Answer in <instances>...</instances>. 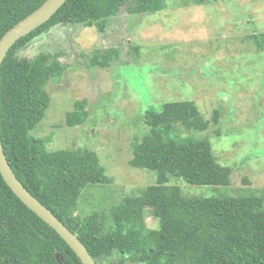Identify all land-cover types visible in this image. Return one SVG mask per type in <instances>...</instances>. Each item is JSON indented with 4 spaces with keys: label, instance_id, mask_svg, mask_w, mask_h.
Returning <instances> with one entry per match:
<instances>
[{
    "label": "trees",
    "instance_id": "1",
    "mask_svg": "<svg viewBox=\"0 0 264 264\" xmlns=\"http://www.w3.org/2000/svg\"><path fill=\"white\" fill-rule=\"evenodd\" d=\"M44 1L0 0V39ZM168 1L66 0L46 23L18 40L0 68V138L5 157L17 180L77 236L96 264H264V189L230 194L232 169L219 164L207 137H197L210 124L194 102L169 100L159 108H146L142 120L148 132L135 139L129 164L154 173V184L140 196H125L108 209L97 207L98 211L84 216L76 213L82 193L109 183L96 154L48 151L45 140L32 133L50 105L46 86L59 80L64 69L58 54L28 59L17 56L21 49L55 26L80 25L102 33L111 18L157 14ZM190 1L202 6L219 0ZM195 17L190 19L198 23L201 16ZM247 41L254 53L246 57L260 63L264 33H252ZM213 61L201 62L204 73L212 69ZM85 106L83 100L75 102L64 117L67 127L85 123ZM217 115L215 111L212 122L219 137ZM180 129L187 136L182 137ZM261 142L257 150L258 144H249L256 157L264 155V139ZM185 186L195 187V193L188 194ZM148 216L155 228L146 226ZM0 264H81L66 243L14 196L1 176Z\"/></svg>",
    "mask_w": 264,
    "mask_h": 264
},
{
    "label": "rangeland",
    "instance_id": "2",
    "mask_svg": "<svg viewBox=\"0 0 264 264\" xmlns=\"http://www.w3.org/2000/svg\"><path fill=\"white\" fill-rule=\"evenodd\" d=\"M194 15L201 16L198 23L190 19ZM252 33H264V0L202 6L171 0L157 14L111 18L102 33L80 25L55 26L17 53L28 59L58 54L64 69L59 80L46 86L50 105L34 137L44 139L48 151L93 152L109 180L82 193L76 213L108 209L154 184V173L130 166L132 145L148 132L142 120L146 108L169 100L194 102L209 121L210 127L196 135L207 137L219 164L232 169L230 194L264 189V155L256 157L249 145L255 142V150L261 149L264 139V59L254 64L246 57L254 53L247 41ZM207 58L216 61L204 73L201 62ZM220 58L225 62H217ZM82 100L87 120L67 127L65 114ZM215 111L219 137L212 122ZM186 189L195 193V187ZM145 222L151 229L156 226L150 216Z\"/></svg>",
    "mask_w": 264,
    "mask_h": 264
},
{
    "label": "water",
    "instance_id": "3",
    "mask_svg": "<svg viewBox=\"0 0 264 264\" xmlns=\"http://www.w3.org/2000/svg\"><path fill=\"white\" fill-rule=\"evenodd\" d=\"M66 0H45L39 8L6 31L0 39V68L9 49L21 38L46 23ZM0 176L14 196L48 225L72 250L81 264H96L77 236L71 233L50 210L33 197L17 180L5 157L0 138Z\"/></svg>",
    "mask_w": 264,
    "mask_h": 264
}]
</instances>
